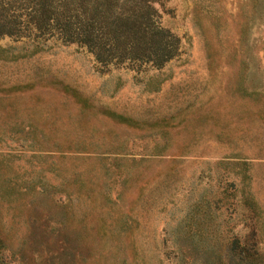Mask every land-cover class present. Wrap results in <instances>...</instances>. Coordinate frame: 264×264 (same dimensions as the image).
<instances>
[{"label": "rangeland", "instance_id": "obj_1", "mask_svg": "<svg viewBox=\"0 0 264 264\" xmlns=\"http://www.w3.org/2000/svg\"><path fill=\"white\" fill-rule=\"evenodd\" d=\"M153 5L159 67L0 37V264H263L264 0Z\"/></svg>", "mask_w": 264, "mask_h": 264}, {"label": "trees", "instance_id": "obj_2", "mask_svg": "<svg viewBox=\"0 0 264 264\" xmlns=\"http://www.w3.org/2000/svg\"><path fill=\"white\" fill-rule=\"evenodd\" d=\"M154 1L0 0V37L75 43L105 68L142 63L159 67L176 54L178 38L160 25ZM253 245L233 239L228 249L240 262L264 264Z\"/></svg>", "mask_w": 264, "mask_h": 264}]
</instances>
